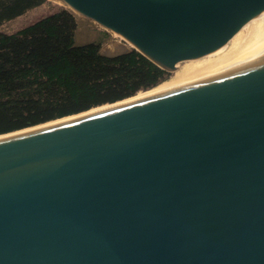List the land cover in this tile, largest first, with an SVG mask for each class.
I'll list each match as a JSON object with an SVG mask.
<instances>
[{
  "label": "water",
  "instance_id": "obj_1",
  "mask_svg": "<svg viewBox=\"0 0 264 264\" xmlns=\"http://www.w3.org/2000/svg\"><path fill=\"white\" fill-rule=\"evenodd\" d=\"M53 1L164 71L264 12V0ZM88 110L0 134V264H264V44Z\"/></svg>",
  "mask_w": 264,
  "mask_h": 264
},
{
  "label": "trees",
  "instance_id": "obj_2",
  "mask_svg": "<svg viewBox=\"0 0 264 264\" xmlns=\"http://www.w3.org/2000/svg\"><path fill=\"white\" fill-rule=\"evenodd\" d=\"M39 1L0 0V25ZM77 27L74 13L63 8L14 33L0 31V134L121 100L163 80L157 79L164 70L134 49L107 56L99 41L77 43Z\"/></svg>",
  "mask_w": 264,
  "mask_h": 264
},
{
  "label": "bare ground",
  "instance_id": "obj_3",
  "mask_svg": "<svg viewBox=\"0 0 264 264\" xmlns=\"http://www.w3.org/2000/svg\"><path fill=\"white\" fill-rule=\"evenodd\" d=\"M262 44H264V12L261 13L258 17L248 22L238 33L234 35V37L226 45H224L220 49L214 52H211L201 58L187 60L190 62H186L187 64H184V66H182L180 69L176 68L175 69L176 71L174 70L176 73L175 79L170 80V81L164 80L160 82L155 87L147 90L146 91L147 93L145 92L146 93L145 95L138 96L140 94L139 93L137 95L130 96V97L118 100L116 102H113L112 104H106L102 106L93 107V108H90L87 111V113L95 111L97 109H101L103 107L110 106V105L120 104L128 100H137V99H140L141 97L155 95V94H159L161 92L170 90L173 87L185 82L183 80L190 78L192 76H196L208 70L209 68L213 67L214 65H216L217 63L221 61L240 56ZM247 47L248 49L245 50V48ZM72 116H65L62 118L50 120V121L45 122V124L60 121L62 119H67ZM41 125L43 124L41 123Z\"/></svg>",
  "mask_w": 264,
  "mask_h": 264
},
{
  "label": "rangeland",
  "instance_id": "obj_4",
  "mask_svg": "<svg viewBox=\"0 0 264 264\" xmlns=\"http://www.w3.org/2000/svg\"><path fill=\"white\" fill-rule=\"evenodd\" d=\"M31 8H33V7H31ZM63 8L68 9L67 7L63 6L61 3L53 1V0H40L38 5L34 6L33 9H30V11L25 13L23 16H21L17 19L10 20V21L9 20L4 21L0 25V31L5 32V33H9V34L14 33V32H16V30L20 29L22 26H24L28 23L29 24L33 23L36 20L40 19L41 17L46 16L49 13L58 11V10L63 9ZM74 15H75V17L78 18V21H77L78 27L76 30V42L77 43H82V42H87V41H96V42L99 41V42H101L100 50H103V51H109L112 48L111 46H114V45L116 46V44L122 43L119 40L120 39L119 35H116V34L113 35V34L107 32L103 27L99 26L98 24H96L95 22H93L90 19H86V18L79 16L75 13H74ZM128 47L130 49H133V47L130 45H128ZM248 47L245 48V50L248 49ZM245 50H243V51H245ZM186 62H190V61L186 60L184 62H180L178 64L177 69H180L182 66H184V64H187ZM175 71H164V73L161 75V77L158 78L157 80H160V79H163L162 81L173 80L176 77ZM192 77H194V76H192ZM192 77H190V78H192ZM190 78H187L183 81H187ZM151 85H152V83H149L147 86H143L142 88H148ZM151 88H153V87H151ZM151 88L140 89V90L138 89L134 93H132L131 95L134 96V95H137L139 93L141 95L139 94L138 96L145 95L147 93L146 91L151 89ZM131 95H128L126 97H129ZM118 100H120V99H118ZM118 100L105 101V102L96 104L92 107L102 106V105H106V104H112L113 102H116ZM53 119H56V118H53Z\"/></svg>",
  "mask_w": 264,
  "mask_h": 264
},
{
  "label": "crops",
  "instance_id": "obj_5",
  "mask_svg": "<svg viewBox=\"0 0 264 264\" xmlns=\"http://www.w3.org/2000/svg\"><path fill=\"white\" fill-rule=\"evenodd\" d=\"M33 8H34V7H33ZM33 8H29V9H27L25 12H23L22 14H20V15L14 17L13 19H17V18L23 16L25 13H27L28 11H30V9H33ZM13 19H10V20H13ZM76 19H77V21H78V18H77V17H76ZM10 20H9V21H10ZM28 24H29V23H28ZM28 24H26V25H28ZM26 25H24V26H26ZM24 26H22V27H24ZM22 27H21V28H22Z\"/></svg>",
  "mask_w": 264,
  "mask_h": 264
},
{
  "label": "built area",
  "instance_id": "obj_6",
  "mask_svg": "<svg viewBox=\"0 0 264 264\" xmlns=\"http://www.w3.org/2000/svg\"><path fill=\"white\" fill-rule=\"evenodd\" d=\"M119 38L120 42L128 44L122 37L119 36Z\"/></svg>",
  "mask_w": 264,
  "mask_h": 264
}]
</instances>
